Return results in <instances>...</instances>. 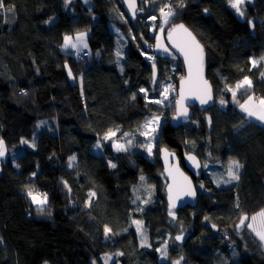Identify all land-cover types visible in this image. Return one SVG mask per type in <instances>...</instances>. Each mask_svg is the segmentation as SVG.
<instances>
[{"label": "trees", "instance_id": "16d2710c", "mask_svg": "<svg viewBox=\"0 0 264 264\" xmlns=\"http://www.w3.org/2000/svg\"><path fill=\"white\" fill-rule=\"evenodd\" d=\"M88 2L4 0L0 9V139L8 151L0 177V264H104L116 253L122 255L112 264H162L158 249L167 234L182 232L190 237L182 245L173 239L167 264H264L262 242L248 228L235 229L242 216L264 210V125L232 104L229 91L247 77L253 88L239 89L235 98L242 103L261 93L255 99H264V0L245 5V20L229 0H151L181 9L172 25H186L203 44L215 94L212 108L193 109L189 125L176 129L168 116L154 159L142 149L114 154L106 145L97 155L93 148L109 130L119 129L120 137L137 133L154 112L140 94L153 84V65L178 84L183 64L158 55L150 65L142 57L156 43L150 7L133 23L119 0ZM79 33L94 55L64 49V37ZM51 119L50 130L36 132L39 122ZM163 147L176 152L183 167L187 153L203 163L238 161L240 183L218 187L204 174L196 179L198 206L172 221ZM29 188L47 194L43 213ZM90 192L95 200L88 204ZM133 220L142 221L149 248L141 247Z\"/></svg>", "mask_w": 264, "mask_h": 264}, {"label": "snow or ice", "instance_id": "6c2138e0", "mask_svg": "<svg viewBox=\"0 0 264 264\" xmlns=\"http://www.w3.org/2000/svg\"><path fill=\"white\" fill-rule=\"evenodd\" d=\"M71 0H65V4H69ZM88 0H85V3H87ZM245 0H229L230 6L235 9L236 13H238L240 16L244 15V11L241 8V5L244 4ZM129 3V8L133 11V15H135V9H136V4L135 0H128ZM6 5L4 3V0H0V9H5ZM165 8H167V11H165ZM7 11L11 12L13 9L7 8ZM207 11V10H206ZM161 15L163 17V21L161 25L159 26L160 32H164V25L169 23V17L174 15V12L172 11V6L171 5H165V7H162L160 9ZM153 20L156 19L155 16L152 17ZM251 23V21H249ZM184 33L187 36V39H182L180 42H177L176 39H174V34L177 33ZM85 33H79L75 37V40H73V37L71 36H65L64 37V49L68 50L69 48L74 49L77 51V54L79 53L80 50L83 48H87L88 45L85 40ZM168 38L171 41L172 45L174 48H176L177 51H179L183 57L185 62L188 64V77L187 78H181V87H180V93H179V99L176 100V116L174 119H178L180 116L187 117L188 112H187V107L185 106V99L187 96H192L195 99H198L202 105L207 104L209 100L212 99L211 96V88L210 85L206 80L203 78V49L201 48L200 44L196 41L195 37L192 36V33L188 31V29L185 28L183 24L175 25L171 28V30L168 33ZM157 47L160 48L164 52H168V48L164 47L162 44V41L160 40V37H157ZM119 52L117 53V56H119ZM148 59H153V57L149 56ZM256 62L253 61V65L255 66ZM153 70L155 71V65H153ZM121 71L123 69L121 68ZM69 77H72V72L69 70L68 72ZM245 85L248 87H251V81L245 77L243 81L238 83L236 85V89L243 88ZM171 85L166 86L163 89V96L164 99H168L167 93L169 89L171 88ZM141 92L145 93V98H147V90L144 88L140 89ZM229 91L232 93V97L235 99L237 92L236 90L229 89ZM135 98V96H133ZM154 103H162L161 100H154L150 101ZM238 102V101H237ZM260 109L259 111H254L250 105L252 104V97H249L247 101H245L243 104H240V108L243 112H246L249 117L255 116L257 120H260L264 122V99L260 100ZM221 104H224V101L221 100ZM159 117L158 116H153L149 118L147 123L143 126L146 130L141 133V135H144L145 137H149L150 133L156 131V127H158V122H159ZM39 127V125H38ZM116 131H119L117 129ZM116 131L109 130L107 133H105L103 139L108 140L116 135ZM127 133H124V136H127ZM154 139V138H153ZM21 143L27 144L28 141L26 140H21ZM127 145L132 144V140L129 139L127 140ZM30 147L34 145H29ZM117 152L121 151H127V147L125 144L119 143V142H114L112 145ZM97 148L101 147L100 143H97L96 145ZM149 155L152 153V143L149 142L148 144L145 145ZM5 147H4V141L0 139V158L4 157L5 155ZM166 151V150H165ZM188 159L195 161L194 156H189ZM75 160V157H70L69 160V167L72 166V161ZM165 162L167 163V155L165 157ZM110 167L115 168L116 165L114 163L109 162ZM198 166V165H197ZM242 167V165L239 164L237 161H232L231 164L229 165L228 168V176L230 180H238L239 179V169ZM171 175V172H169ZM35 175V173H33ZM140 179L143 181L144 177L141 176ZM187 178L185 177V180ZM65 187H67V184L65 183ZM70 190V189H69ZM172 192V186H169V201H170V210H169V215L175 219V214L171 211V208H174L175 201L172 198L171 195ZM28 196L31 198L32 203L36 204L38 206V211L43 213L44 212V205L47 203V194H41L38 192H35L33 189L29 188L27 191ZM187 195L194 196L195 192L189 189L186 192ZM95 193L90 192L89 197H94ZM139 199V197H137ZM259 217V228L256 227L257 225V220ZM248 220L247 216H244L241 218L240 224L237 227H242L245 226V221ZM133 223L137 225V232L141 231V225L142 221L140 220H133ZM213 227H215L213 225ZM247 228L251 229L255 234L260 238L261 241H264V210L260 211L258 215H254L251 217V222L246 225ZM111 233V229L108 226L104 227V235L105 238L107 239L109 234ZM176 240H181L182 236H176ZM145 245V238L142 237L141 241V246ZM159 250V249H158ZM115 255H122V253H116ZM162 255L166 256L167 253L164 251ZM112 259L111 255L106 256L104 259V264H108V261ZM93 264H95V261H93ZM178 264V262H177Z\"/></svg>", "mask_w": 264, "mask_h": 264}, {"label": "rangeland", "instance_id": "374dc122", "mask_svg": "<svg viewBox=\"0 0 264 264\" xmlns=\"http://www.w3.org/2000/svg\"><path fill=\"white\" fill-rule=\"evenodd\" d=\"M140 1L142 3V7L145 6L146 2H150V4H151V0H140ZM251 2H253V0H245L244 4L241 5L242 10L244 11V15L243 16H240L238 13H236L237 16L241 20H245L246 19V13H245L244 7H245V5L247 3H251ZM87 3L89 5V2H87ZM169 5L172 6V11L174 12V15L169 17V23L164 25V32L163 33L160 32V28H159V26L161 25V23L163 21V17H162L161 12H160V9L162 7L160 5H157V3H152L151 6H150V13L152 14L151 18L149 19V21L151 22V25H152L151 29H150V34H153L155 36L154 39H156V43L155 44L149 43V47H147L148 50L146 51V52L149 53V55L147 57L144 54L145 52L143 53L144 56L142 54V57L143 58L145 57L144 58L145 61L147 63H149L150 65H152L155 62V60L153 61V59L156 58V56H158V55H160V56H171L172 58H177L174 55L173 51L171 50L170 46L168 45L167 34L171 30V28L173 27V25H172L173 19L175 17H177V14L181 13L180 12L181 9L178 8V7H173L172 4H169ZM177 10L180 13H176ZM233 10L235 11V9H233ZM165 11H167V8H165ZM153 16L156 17L155 20L152 19ZM114 29H115V33L118 36V38L121 39L122 36H121L120 31L117 30L116 28H114ZM157 37H160V40L162 41L163 46L168 48V50H169L168 52H164L160 48L157 47V43H158ZM73 40H75V37H73ZM68 51H71L73 53L76 52V50H72L71 48H69ZM81 53H83V56H87V57H90L91 55H94L93 52L90 51V48H89L88 51H81V52L79 51L78 55L80 57H81ZM149 56L153 57V59H151V60L148 59L149 61H147L146 58H148ZM255 66H256V64H255ZM168 85H171L172 87L169 89V91L167 93L168 99L165 100L164 96H163V89L166 86H168ZM81 86H82V84H81ZM144 89L147 90V98H145V93L144 92L140 91V94L145 98L147 104H153L154 105V112L148 117V119L146 121H144V123L142 124L140 130L137 133H135V134H129L127 136L120 137L119 136L120 132L116 131V135L114 137L108 139V140L103 139L104 136L99 138L97 140L96 144L94 145V148H93V152L95 154H97V155L104 154L106 145H109L112 148V151L114 152V154H120V153H126V152H134V150L142 149V150H144L147 153V155H148V157L150 159H154V155H155V151H156V145H157V141H158V139L160 137V132H161L162 126L165 123V121L168 118V116H170L172 114L175 115L176 100L178 98V84L174 82V79H172V77L170 75L165 77V78L164 77L161 78V75H160V83H158L157 85H155L153 83L149 87L144 88ZM250 97H252V104L250 105V107L254 111H259V109L261 107L260 103H259L260 100L259 99H255L254 94L251 95ZM248 99H249V97L245 101H247ZM154 100H161L162 103L150 102V101H154ZM244 102L241 103L237 98L232 100V104H234L235 106H238L240 111L242 113H244V115H246L250 120H253V121L257 122V123H260V124L264 125V122H262L260 120H257L255 118V116L249 117L246 112H243L241 110L240 104H243ZM153 116H158L160 118L159 122H158V127H156V131L155 132L150 133L149 137H145L144 135H141V133L146 130L143 126L147 123L149 118H151ZM55 122H56V120H54V119L46 120V121H43V122H39V124H38L39 127L36 130V132L39 133L41 130H44V129H49L50 130V127H53L52 125H54ZM129 139L132 140V144L131 145H127V143H126L127 140H129ZM114 142H119V143L125 144L126 147H127V151L117 152L116 149L112 146ZM149 142L152 143V153H151V155H149V153H148V151H147V149L145 147V145L148 144ZM97 143L101 144L100 148L96 147ZM4 147H5V150H6L5 151V155H4V157L0 158V160H2L3 162L7 161V159H8V151H7L5 143H4ZM74 157H75V160L72 161L71 168H73V167H75L77 165V157L76 156H74ZM232 161L233 160L226 161V162H218V163H215V164H211V163H208V162L203 163L204 164V171H205L204 174L206 176L210 177L212 179V181L215 183V185L218 186V187H231V186H234V185H238L240 183V180H241L243 166L239 169V179L238 180H230V178L228 176V168H229V165L231 164ZM239 164L242 165L241 163H239ZM94 200H95V196L91 197L89 199V201H88V204H91V202L94 201ZM47 203L43 207H45L47 205ZM33 205H34V207L38 208V206L36 204H33ZM258 213L254 214V215H258ZM254 215H252V216H254ZM251 217H250V222H251ZM173 227H176V225H174ZM256 227L259 228V217H258V220H257ZM135 228L137 230V225L136 224H135ZM248 230L250 232H252L260 240V238L255 234V232H253L249 228H248ZM137 233H138V238H139V241H140V245H141L142 237L145 238V245L141 246V247L149 248L148 236H147V233H146L145 228L143 226V223L141 225V231L137 232ZM182 233H185V232H182ZM173 239H174L173 236L168 233L166 241L161 245V247L158 250V260L162 264H167V263H171L172 262L171 261V251L174 249V247H173ZM261 242H262V244L264 246V241H261ZM164 251H166V253H167L166 256L162 255V253ZM117 257H119V256L118 255H113L112 259L108 261L109 262L108 264H112L114 259L117 258ZM177 262H178V264H181L180 261H175V260L173 261V264H177Z\"/></svg>", "mask_w": 264, "mask_h": 264}, {"label": "water", "instance_id": "95a60500", "mask_svg": "<svg viewBox=\"0 0 264 264\" xmlns=\"http://www.w3.org/2000/svg\"><path fill=\"white\" fill-rule=\"evenodd\" d=\"M120 3L123 5V8L127 15L129 16L130 20L133 23H136L138 20L139 16H144L146 14V8L149 9L150 3L147 2L145 5V9L141 7L139 0H135L136 4V9H135V15H133V11L129 8V3L128 0H119ZM179 25V24H178ZM184 25V24H183ZM186 29H188L189 32L192 33V36L195 37L196 41L200 44L201 48L203 49V78L208 82L211 88V96L212 99L208 101L207 104L202 105L198 99L193 98L192 96H187L184 103L185 106L187 107V112L188 115L187 117L180 116L178 119H174L176 116V109H175V116L171 119V125L178 129L180 127L189 125L193 116H194V111L193 108L199 107L202 110L210 109L215 105V94H214V87L211 83V81L208 80L207 78V53L206 50L203 46V44L199 41L198 37L195 35V33L189 29L186 25H184ZM169 33V32H168ZM174 39L177 40V42H180L182 39H187L186 34L184 33H177L174 34ZM167 41L168 45L170 46L171 50L173 51L174 55L182 62L183 67H184V76L183 78L188 77V64L185 62L183 55L176 50V48L173 47L171 41L168 38L167 34ZM153 70V67H152ZM153 83L157 85L160 83V75H159V70L155 66V71L153 70ZM180 87H181V79L178 82V98L179 99V93H180ZM166 150V151H165ZM167 155V163L165 162V157ZM194 156L195 161H192L188 159L189 156ZM159 159L160 163L162 165L163 171H164V177L166 180V201L168 204V210H170V201H169V186H172V198L175 201V207L171 208V211L175 214V219H173L172 216L168 214V217L172 221H176L179 218V212L186 210V209H194L198 206L199 204V191L198 187L196 184V179L200 178L204 175V166L201 161V159L196 155L195 153H187L183 156V163L184 166L182 165V159L179 157V155L174 152L169 150L166 147H163L159 151ZM3 161L0 160V177H2L3 174ZM198 165V166H197ZM171 172V175L169 174ZM185 177L187 178L185 180ZM191 188L192 191L195 192L194 196L187 195L186 192ZM248 217V220L245 221V226L242 227H237L240 224V221L236 225L235 229L237 233H243L246 230V225L250 222V216L249 215H244ZM242 216V217H244ZM176 236H182L181 240H176L179 244H184L190 237V233H182L178 234ZM175 236V237H176Z\"/></svg>", "mask_w": 264, "mask_h": 264}, {"label": "crops", "instance_id": "0c3cea01", "mask_svg": "<svg viewBox=\"0 0 264 264\" xmlns=\"http://www.w3.org/2000/svg\"><path fill=\"white\" fill-rule=\"evenodd\" d=\"M85 40H86V43H87L88 47L87 48H83L82 50H80V52L81 51H88L89 50V44H88L87 35H85ZM72 50H74V49H72ZM254 67H256V66H254ZM243 88H249V89H251V88H253V83L251 82V87H248L247 85H245ZM243 88H240V89H243ZM237 91H239V89H237L236 92Z\"/></svg>", "mask_w": 264, "mask_h": 264}, {"label": "bare ground", "instance_id": "6f19581e", "mask_svg": "<svg viewBox=\"0 0 264 264\" xmlns=\"http://www.w3.org/2000/svg\"><path fill=\"white\" fill-rule=\"evenodd\" d=\"M139 3H140V5H141V7H142V3H141V1L139 0ZM142 9H143V7H142ZM75 54V56H79L78 54H77V51L74 53ZM83 56V53H81V57ZM253 61H255L254 59H252V63H253ZM256 66H257V63H256ZM208 78V77H207ZM209 80V79H208ZM210 81V80H209ZM257 94V93H256ZM198 107V106H197ZM194 109V108H193ZM175 115H173V117H174ZM172 117V118H173ZM203 163V162H202ZM203 166H204V164H203ZM204 173H205V171H204ZM165 178V177H164ZM166 181V180H165ZM197 184V183H196ZM167 206H168V204H167ZM168 214H169V210H168ZM170 219V218H169ZM171 220V219H170ZM174 239H175V237H174ZM176 241V240H175Z\"/></svg>", "mask_w": 264, "mask_h": 264}, {"label": "built area", "instance_id": "2783aa9c", "mask_svg": "<svg viewBox=\"0 0 264 264\" xmlns=\"http://www.w3.org/2000/svg\"><path fill=\"white\" fill-rule=\"evenodd\" d=\"M149 19H150V18H149ZM151 37L154 38L155 36H154L153 34H151ZM144 54H145L146 57L149 55L148 52H145ZM144 54H143V56H144ZM144 58H145V57H144ZM146 60L149 61L148 58H146ZM154 60H155V58L153 59V61H154ZM255 97H256V98H259V97H262V95H261V93H257V94L255 95Z\"/></svg>", "mask_w": 264, "mask_h": 264}]
</instances>
